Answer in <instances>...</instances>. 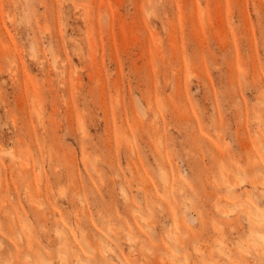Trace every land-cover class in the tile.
<instances>
[{"label":"rangeland","instance_id":"374dc122","mask_svg":"<svg viewBox=\"0 0 264 264\" xmlns=\"http://www.w3.org/2000/svg\"><path fill=\"white\" fill-rule=\"evenodd\" d=\"M0 264H264V0H0Z\"/></svg>","mask_w":264,"mask_h":264}]
</instances>
